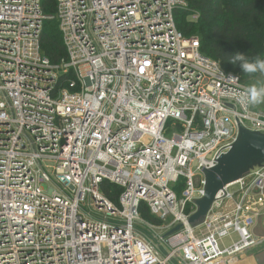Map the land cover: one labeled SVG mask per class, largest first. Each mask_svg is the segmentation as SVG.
I'll return each instance as SVG.
<instances>
[{
  "label": "built area",
  "instance_id": "built-area-1",
  "mask_svg": "<svg viewBox=\"0 0 264 264\" xmlns=\"http://www.w3.org/2000/svg\"><path fill=\"white\" fill-rule=\"evenodd\" d=\"M189 3L56 0L46 16L42 0H0V264H233L263 246L264 166L188 224L238 126L264 133L239 103L248 86L178 31ZM48 20L57 64L40 48Z\"/></svg>",
  "mask_w": 264,
  "mask_h": 264
},
{
  "label": "trees",
  "instance_id": "trees-1",
  "mask_svg": "<svg viewBox=\"0 0 264 264\" xmlns=\"http://www.w3.org/2000/svg\"><path fill=\"white\" fill-rule=\"evenodd\" d=\"M56 0H42L43 12L54 16ZM189 12L199 15L198 26L185 22L189 12L175 14V24L185 37L190 31L200 33L201 52L217 61L223 70L239 77L241 82L249 83L254 74L243 73L239 63H230L231 56L240 52L249 59L264 55V0H190ZM41 52L53 64L66 57L56 20L44 23L40 39ZM244 84V83H243ZM105 197L116 200L119 190L108 183L101 187ZM141 216L148 222L157 223L149 213L141 209Z\"/></svg>",
  "mask_w": 264,
  "mask_h": 264
},
{
  "label": "water",
  "instance_id": "water-1",
  "mask_svg": "<svg viewBox=\"0 0 264 264\" xmlns=\"http://www.w3.org/2000/svg\"><path fill=\"white\" fill-rule=\"evenodd\" d=\"M264 166V133L238 126V135L230 150L221 155L216 164L204 170L205 185L202 198L195 201L196 211L188 219L191 228L201 225L209 214L215 197L226 186ZM176 227L170 234L178 231Z\"/></svg>",
  "mask_w": 264,
  "mask_h": 264
},
{
  "label": "clouds",
  "instance_id": "clouds-1",
  "mask_svg": "<svg viewBox=\"0 0 264 264\" xmlns=\"http://www.w3.org/2000/svg\"><path fill=\"white\" fill-rule=\"evenodd\" d=\"M229 62L232 64L239 63V66L243 73H264V59L260 58L259 56L249 59L247 54L236 52L231 56ZM238 100L239 103L244 106L264 102V84L258 83L255 86L243 89L241 92L238 93Z\"/></svg>",
  "mask_w": 264,
  "mask_h": 264
},
{
  "label": "crops",
  "instance_id": "crops-1",
  "mask_svg": "<svg viewBox=\"0 0 264 264\" xmlns=\"http://www.w3.org/2000/svg\"><path fill=\"white\" fill-rule=\"evenodd\" d=\"M264 108V104H255L254 110L264 113L260 108ZM255 226L251 227V231L257 236L264 235V221L263 219H258ZM236 236L231 239L234 240ZM227 245V243H226ZM234 264H264V244L254 250H249L238 258V261Z\"/></svg>",
  "mask_w": 264,
  "mask_h": 264
},
{
  "label": "rangeland",
  "instance_id": "rangeland-1",
  "mask_svg": "<svg viewBox=\"0 0 264 264\" xmlns=\"http://www.w3.org/2000/svg\"><path fill=\"white\" fill-rule=\"evenodd\" d=\"M182 11H187V12H189L188 11V9H186V10H178L177 11V13H181ZM47 16V15H46ZM183 18V20H181L182 22L185 20V22H190V23H192L193 25H195V26H198L199 25V23H198V18H199V15H198V13H196V12H189V15L187 16V17H182ZM190 35L191 36H194V37H197L198 39H199V41H200V33L198 32V31H193L192 29H191V31H190ZM263 59H264V55H263ZM253 76H255V77H253V78H251V80H250V82L249 83H247V82H243L246 86H248V87H251V86H255V85H257L258 83H261V84H264V73H260V72H257V73H255ZM262 104H264V102H261ZM261 103H259V104H261ZM254 107H255V104H254V106H253V109H254ZM262 111H264V108L262 107V108H260ZM42 188L43 189H48L49 188V186L47 185V184H43V186H42ZM160 222H158L157 221V223L156 224H159ZM238 261V258L233 262V264L234 263H236Z\"/></svg>",
  "mask_w": 264,
  "mask_h": 264
}]
</instances>
